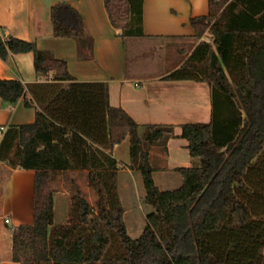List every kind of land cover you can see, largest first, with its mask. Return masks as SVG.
<instances>
[{
	"label": "trees",
	"instance_id": "16d2710c",
	"mask_svg": "<svg viewBox=\"0 0 264 264\" xmlns=\"http://www.w3.org/2000/svg\"><path fill=\"white\" fill-rule=\"evenodd\" d=\"M144 0H105L119 37L141 38ZM209 15L191 21L201 41L166 81L205 83L211 122L182 127L191 168L183 184L161 192L148 146L174 136V127L139 126L109 104L106 83L78 82L63 60L38 57L33 43L0 36V59L33 54L35 84L0 81L3 105L34 109L33 124L11 126L0 140V164L35 172L32 264H264V0H209ZM53 34L92 50L81 15L67 4L51 9ZM130 140L131 170L141 174L151 208L132 239L119 196L120 164L113 149ZM86 172L96 196L72 194L66 224H55L60 174Z\"/></svg>",
	"mask_w": 264,
	"mask_h": 264
},
{
	"label": "crops",
	"instance_id": "0c3cea01",
	"mask_svg": "<svg viewBox=\"0 0 264 264\" xmlns=\"http://www.w3.org/2000/svg\"><path fill=\"white\" fill-rule=\"evenodd\" d=\"M104 1L0 0V36L35 44L40 59L66 61L78 82L106 83L110 106L123 109L133 119L140 138L149 126L174 127V136L149 145L148 154L156 187L161 192L177 190L183 184L178 170L195 164L188 142L181 138L182 127L211 122V91L205 83L165 78L182 67L201 41L211 39L206 34L196 40L191 24L193 19L209 15V0H144L145 36L125 39L111 26ZM58 4L71 6L84 19L92 50L81 51L76 40L54 37L51 9ZM34 60L33 54L0 59V81L39 82ZM35 118L36 111L25 108L24 101L11 107L0 100V127L7 130L33 124ZM113 157L121 166L118 186L127 226L121 189L132 199L136 189L144 188L141 174L129 168V138L114 147ZM34 190L35 172L0 164V264H32ZM62 198L72 200L70 194ZM94 201L89 198L91 204ZM144 228L145 224L139 229L140 237ZM127 231L129 234L128 226Z\"/></svg>",
	"mask_w": 264,
	"mask_h": 264
},
{
	"label": "rangeland",
	"instance_id": "374dc122",
	"mask_svg": "<svg viewBox=\"0 0 264 264\" xmlns=\"http://www.w3.org/2000/svg\"><path fill=\"white\" fill-rule=\"evenodd\" d=\"M119 172H121V169ZM86 175V173H82L81 171L60 174L57 182L53 185L56 198L55 222L57 224H66L71 217L72 202L71 200L65 201V198H62L63 195L70 194L72 197V194L75 193V189L77 187H81V189L86 191L85 194L88 200L89 198L91 201L95 200L96 196L94 192L87 186ZM121 194L124 199L125 207L127 208L126 222L129 230V236L136 240L140 237L139 229L145 224L143 216L147 212L150 213L151 208L146 203V193L143 187L142 191H138L136 189L132 199L127 198L123 188L121 189Z\"/></svg>",
	"mask_w": 264,
	"mask_h": 264
},
{
	"label": "built area",
	"instance_id": "2783aa9c",
	"mask_svg": "<svg viewBox=\"0 0 264 264\" xmlns=\"http://www.w3.org/2000/svg\"><path fill=\"white\" fill-rule=\"evenodd\" d=\"M210 41H211L210 39H207L205 42L210 43ZM5 132H6V128L0 127V135H4ZM5 223L8 224L9 221L6 220Z\"/></svg>",
	"mask_w": 264,
	"mask_h": 264
}]
</instances>
